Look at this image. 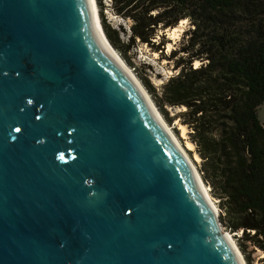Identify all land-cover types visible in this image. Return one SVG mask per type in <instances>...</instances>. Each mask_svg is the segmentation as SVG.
<instances>
[{"label": "water", "instance_id": "1", "mask_svg": "<svg viewBox=\"0 0 264 264\" xmlns=\"http://www.w3.org/2000/svg\"><path fill=\"white\" fill-rule=\"evenodd\" d=\"M91 5L0 0V264H242Z\"/></svg>", "mask_w": 264, "mask_h": 264}, {"label": "trees", "instance_id": "2", "mask_svg": "<svg viewBox=\"0 0 264 264\" xmlns=\"http://www.w3.org/2000/svg\"><path fill=\"white\" fill-rule=\"evenodd\" d=\"M98 6L106 38L164 119L189 129L222 225L242 232L243 254L248 245L264 254V0H110L112 12L131 21L127 41L107 23L102 0ZM183 20L189 28L168 57L175 73L156 88L128 54L137 43L163 53L165 31ZM169 108L180 111L172 117Z\"/></svg>", "mask_w": 264, "mask_h": 264}, {"label": "rangeland", "instance_id": "3", "mask_svg": "<svg viewBox=\"0 0 264 264\" xmlns=\"http://www.w3.org/2000/svg\"><path fill=\"white\" fill-rule=\"evenodd\" d=\"M95 1H96V5H97L99 20H100V11H99V6H98V0H95ZM102 2L106 6L105 10H103V14L105 16L107 23H109L113 28L119 30L121 39L124 41H127L128 34H129V27L131 26V21L125 20V19L121 18L120 16H117L114 12H112V10L110 8V0H102ZM177 26H180V28L176 32V35H171L169 30L165 31L166 40H165L164 46L161 47V48H164L163 53H161V51L154 52L148 45L142 44V43H137V46L128 54V57L131 59L134 66L137 68V71L146 73L149 77L150 82L156 88H160L166 82V80L171 75H173L175 73L173 70L174 61L168 60V57L173 50L178 49V47L182 41V37L184 36V32H186V30H188V28H189V22L186 21L185 24L183 23V26L180 24H178ZM119 56L122 59V61H124V59L122 58V56L120 54H119ZM124 64L126 66H128V68L134 73V75L137 78V73H136L135 69L132 66H130L129 64H127L125 61H124ZM146 92H147V90H146ZM168 110H169L170 116H172V117L175 116V114H177V112L180 111L179 109H172V108H169ZM259 117H260L262 124L264 125V103L261 105V107L259 109ZM164 121L166 122L167 126L170 127L172 132L175 134L180 145L186 151L188 157L190 158L192 163L195 165L198 173L200 174V172H199V162L200 161L195 160V146H194L193 150H189L187 148V141L191 142L190 137H189V129L185 126V133L186 134H185V136H182V130L180 128L181 122L179 120H174V122H172L171 124H169L165 119H164ZM210 194H211V192H210ZM211 196L214 199V202L216 203V205L219 209V212H221V210L218 206L219 200L216 199L212 194H211ZM223 231L231 234L236 245L239 248L238 239H239V237L242 236V232L232 233V232L228 231L224 226H223ZM240 252H241V250H240ZM242 256H243L246 264H262L261 260L264 257V254L259 249H255L253 246L248 245L247 253L246 254L242 253ZM246 257L250 258V262L247 261Z\"/></svg>", "mask_w": 264, "mask_h": 264}, {"label": "bare ground", "instance_id": "4", "mask_svg": "<svg viewBox=\"0 0 264 264\" xmlns=\"http://www.w3.org/2000/svg\"><path fill=\"white\" fill-rule=\"evenodd\" d=\"M91 6L93 8V12H94V22H95V26H96V30L98 32L99 37L101 38L103 44L106 46L107 50L121 63V66H123V68L127 71L128 74H130V76L137 82V84L140 86V88L142 89V91L144 92L145 96L147 97V99L150 102V95L148 92H146V89L144 88V86L140 83V81L136 78V76L134 75V73L128 68V66H126L124 64V61H122V59L120 58L119 54L117 53V51L112 47V45L110 44V42L108 41V39L105 36V33L103 31L102 28V24L99 22V18H98V12H97V5L95 3V0H91ZM187 20H183L181 21L179 24L183 26V23L185 24ZM180 28V26H177L175 28L172 29H168L171 33V35H176V32L178 31V29ZM180 31V30H179ZM199 62H195V66H198ZM151 103H153V100L151 99ZM155 107V106H154ZM157 111V116L160 118V120L162 121L164 127L166 128L167 132L170 134L171 138L174 140V142L177 144V146L180 148V150L183 152V154L185 155V157L188 159L189 163L191 164L192 168L196 171V173L198 174V176L200 177V174L198 173L195 165L192 163V161L190 160V158L188 157L186 151L182 148V146L180 145L178 139L176 138L175 134L172 132V130L170 129L169 126H167L166 122L164 121V118L162 117V115L159 113L158 109H156ZM180 128L182 130V136H185V126L180 124ZM187 148L189 150H193L194 148V144L190 141H187ZM195 160L196 161H200V157L198 156L197 153H195ZM201 181V187L204 190L208 200L210 201V203L214 206V208L216 209V211L219 212V209L216 205V203L214 202V199L212 198L210 192H209V187L203 182L202 178H200ZM226 233L227 238L230 240V242L237 248L238 252H239V256L242 260V264H246L242 253L240 252L238 246L236 245L233 237L231 236L230 233Z\"/></svg>", "mask_w": 264, "mask_h": 264}]
</instances>
